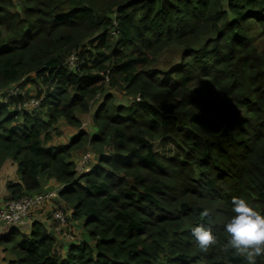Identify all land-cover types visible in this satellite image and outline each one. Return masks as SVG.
Returning a JSON list of instances; mask_svg holds the SVG:
<instances>
[{"label":"trees","instance_id":"obj_1","mask_svg":"<svg viewBox=\"0 0 264 264\" xmlns=\"http://www.w3.org/2000/svg\"><path fill=\"white\" fill-rule=\"evenodd\" d=\"M175 46L179 64L154 68ZM34 84L40 110L0 98V170L12 159L20 176L6 200L55 181L85 236L11 231L8 264H247L224 226L233 197L264 214V0H0V95ZM98 94L95 131L49 145ZM86 146L97 162L79 173ZM201 224L218 237L207 251Z\"/></svg>","mask_w":264,"mask_h":264},{"label":"clouds","instance_id":"obj_2","mask_svg":"<svg viewBox=\"0 0 264 264\" xmlns=\"http://www.w3.org/2000/svg\"><path fill=\"white\" fill-rule=\"evenodd\" d=\"M232 205L234 215L224 226L228 237L225 247L246 260L247 264H257V259L264 257V214L243 198L233 197ZM211 215L210 208L200 212L202 219L210 218ZM192 235L202 251L218 244V237L203 224L194 227Z\"/></svg>","mask_w":264,"mask_h":264},{"label":"rangeland","instance_id":"obj_3","mask_svg":"<svg viewBox=\"0 0 264 264\" xmlns=\"http://www.w3.org/2000/svg\"><path fill=\"white\" fill-rule=\"evenodd\" d=\"M182 47H179V46H175L173 47L172 49L166 51L164 54L166 55H163L161 58H160V61L158 63V65H156V69H160V70H169L175 66H177L180 62V59H181V55H182ZM15 87H11L9 88L8 90L10 91L11 89H13ZM43 88V87H42ZM44 89V88H43ZM38 92V86L37 85H26L25 89H23L20 93L22 95H29V97H31L29 100H32V99H36L38 100L35 96ZM6 92L2 93L0 95V98L5 95ZM33 97V98H32ZM103 97L104 95L103 94H98L95 98L94 101L91 102V107H90V111L88 113H84V114H78V117L80 118V121H81V125L80 127H72L70 126L69 124L65 123V122H61L57 128H58V133H54V138L53 140L49 143V145H52V146H62V145H66L70 142V140L77 134H79L80 132H86V133H93L95 131L94 129V121H93V117H94V114L98 108V105L100 104V102H102L103 100ZM124 101V100H123ZM119 102H122V100H120ZM99 103V104H98ZM27 108H31L33 109V107L30 105L28 106ZM40 110V109H39ZM36 110H32V112H34ZM92 153V157H91V162L89 163L87 169H90L94 164H96L97 162V155L94 154L96 153V151L89 147V146H86L84 148H82L81 150H79L75 156H74V159L76 160V162L80 159L81 161V158L84 154H91ZM80 161L78 163H80ZM12 164L14 167L11 168V171H10V176L8 177V179H13L12 177L15 175H13V172H16L17 175L19 174L17 171H18V165L17 163L12 160V159H8L1 167V170H0V174H1V171L3 169V167L6 165V164ZM14 169V171H12ZM46 206V205H45ZM59 210H63V207L60 206V208H58ZM41 216L38 215V217L36 218L35 216L32 217V218H29L28 219V223L29 224H32L34 222H42V219H39ZM47 217L49 218L50 215H48L47 213ZM73 221L71 220L68 224V227L67 229L65 230L68 234H70L73 238V241L70 240V242L68 243H65V241H62L60 245H63V243H65L66 245L70 244L71 242L73 243H77L79 241H82L83 240V235L82 233L80 232H75L72 224H76L75 228L81 230V222L78 221ZM30 225H28L27 227L25 226H19V227H16V228H11V227H8L3 224L2 222H0V231H2V233L0 234V236L2 234H5V235H8L10 233V231L12 229H14L15 231H17V233H20V234H17L16 235V239H21V236L22 235H28L30 232L29 230H26V229H29ZM26 228V229H25ZM7 229V230H6ZM54 229V228H53ZM6 230V231H5ZM22 234V235H21ZM59 238H62L60 235H58ZM63 240H65L63 238ZM1 248H7L6 246H2L0 245ZM62 247V246H61ZM60 247V250L63 253L62 249ZM10 255H11V258L12 259H16V256L15 255H12V253L10 252Z\"/></svg>","mask_w":264,"mask_h":264},{"label":"built area","instance_id":"obj_4","mask_svg":"<svg viewBox=\"0 0 264 264\" xmlns=\"http://www.w3.org/2000/svg\"><path fill=\"white\" fill-rule=\"evenodd\" d=\"M76 61V56H71L68 61V66L73 69V66ZM20 92L21 91L19 87H15L10 91L8 90L6 91V98L9 99L14 95L19 94ZM42 101V99H32L26 102L23 106H19L18 108L19 110L24 109L27 112H32V110H39ZM30 105L33 107V109L27 108ZM87 159L88 158L86 157L85 161H87ZM58 196L59 191H50L48 193L40 195H25L18 199H8L0 208V222L5 224L7 228H16L19 226L27 227L28 225H30L29 229H25L31 232L32 226L36 222L29 224L28 219L34 217L36 211H40L41 208L47 205V203L54 201L56 198H58ZM49 215L50 217L47 219L50 223V226L47 227L48 232L57 239L59 238L58 235H60L62 237V240H60V242H70V240L73 241L72 236L65 231L68 227L69 219L71 218V213L69 211L55 209ZM63 238L65 240H63Z\"/></svg>","mask_w":264,"mask_h":264},{"label":"crops","instance_id":"obj_5","mask_svg":"<svg viewBox=\"0 0 264 264\" xmlns=\"http://www.w3.org/2000/svg\"><path fill=\"white\" fill-rule=\"evenodd\" d=\"M19 85L17 86H13V87H18ZM25 89V88H24ZM97 155V153H94ZM88 158L87 161H85V158ZM91 157H92V153L91 154H84L81 158V161L80 159L76 162L79 163L78 165V171L79 173H83V172H86L87 169H86V166L87 164H89L91 162ZM14 166L12 164H6L2 171H1V174H0V208L3 206L4 202L6 201V198L7 196L9 195L8 193V189H7V185L8 183H19L20 182V176L19 174L17 175L16 172H13V175H15V177L13 176L12 178L13 179H8V177L10 176V171H11V168H13ZM14 171V169L12 170ZM18 172V171H17ZM61 189H62V186H60L57 182L55 181H42V191H41V194H45V193H48L50 191H59V195H60V192H61ZM63 201L58 198H56L54 201L50 202V203H47L46 206H44L43 208L40 209V211H36V214H34V216H36V218L38 217V215H40L41 217L39 219H42V223H44L46 225V227L50 226V223L49 221L47 220L48 217H47V213L48 215L51 214L52 211H54L55 209H58L60 208L61 205H63ZM69 212L71 213L72 215V212L69 210ZM78 222V221H77ZM76 222V223H77ZM76 224H72L75 232H81L83 237L85 236V232L84 230L81 228V230L75 228ZM6 231V230H5ZM2 233V231H0V234ZM6 236L5 234H2L0 236V245L3 246V243H1L2 241V238ZM62 240L61 238H58V241ZM62 242V241H61ZM61 242H59L58 244L60 245ZM65 243H68L65 241ZM63 243L64 246H66V244ZM63 250V249H62ZM12 258H11V255H10V252H7L6 251V248H1L0 247V264H8L9 261H11Z\"/></svg>","mask_w":264,"mask_h":264},{"label":"water","instance_id":"obj_6","mask_svg":"<svg viewBox=\"0 0 264 264\" xmlns=\"http://www.w3.org/2000/svg\"><path fill=\"white\" fill-rule=\"evenodd\" d=\"M11 231H14V229H12ZM11 231H10V232H11Z\"/></svg>","mask_w":264,"mask_h":264}]
</instances>
